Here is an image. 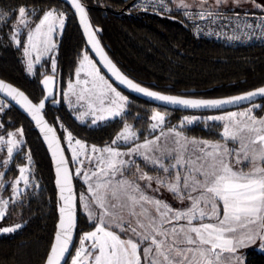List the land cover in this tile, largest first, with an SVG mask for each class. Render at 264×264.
<instances>
[{
    "label": "snow or ice",
    "instance_id": "1",
    "mask_svg": "<svg viewBox=\"0 0 264 264\" xmlns=\"http://www.w3.org/2000/svg\"><path fill=\"white\" fill-rule=\"evenodd\" d=\"M172 2L184 10L183 15L189 20L216 24L224 19L234 24L229 40H240L241 36L246 40L264 39V15L255 16L253 23L247 11L244 16L235 12L234 19L223 11L229 3L233 10L250 3L264 12V3L257 0ZM64 3H70L75 10L87 43L119 84L164 105L186 109H224L242 103L248 106L203 118L184 116L175 125L167 121L170 114L167 109H153L148 135L142 142H138L141 133L125 120L111 142L101 147L76 139L63 124L60 128L67 135L58 137L56 129L45 121L42 111L45 100L53 95L54 75H44L42 84L47 95L36 103L23 91L0 80V92L35 121L55 163L59 218L43 264H244L242 249L256 245L264 250V115L256 114L257 110L264 112V105L255 102L257 98L264 99V86L221 99L185 98L142 87L123 75L105 54L86 5L81 0ZM149 5L154 11L157 6L171 11L165 0H141L134 7L147 10ZM65 23L66 11L62 6L27 3L0 6V30L7 27L9 39L23 49L29 74L34 73V63L57 48L53 37L62 34ZM200 31L202 28L197 26V32ZM217 35L227 34L221 31ZM51 68L56 73L54 57ZM82 73L85 78H81ZM74 75L75 82L69 80L63 96L73 111L83 109L78 111V120L83 123L86 117H91V124L97 125L123 117L128 97L100 73L87 50L82 52ZM6 106V101L0 99V112ZM200 122L210 133L219 129L215 133L217 138L186 134L188 126ZM0 129H4L2 123ZM23 136L22 127L0 135V150L6 148L7 154L2 161L5 169L14 153L24 155L27 160V164L17 166L19 175L11 181V195L8 198L0 195V234L14 233L24 226L19 222L3 226V222L13 214L21 215L16 207L23 206L21 197L25 189L39 187L31 175V153H21L25 145ZM61 138L71 150L72 163L79 165L75 176L82 177L86 185L78 196ZM4 176L5 172L0 171V191L8 183ZM162 192L169 194L176 206L156 195ZM78 204L92 230L82 233L74 245Z\"/></svg>",
    "mask_w": 264,
    "mask_h": 264
},
{
    "label": "trees",
    "instance_id": "2",
    "mask_svg": "<svg viewBox=\"0 0 264 264\" xmlns=\"http://www.w3.org/2000/svg\"><path fill=\"white\" fill-rule=\"evenodd\" d=\"M88 9L94 26L102 28L100 39L112 59L130 77L156 90L197 97H221L245 92L264 84V42L249 45H228L199 37L193 33L194 21L183 15V10L173 8L153 10L137 8L139 0H82ZM27 3L43 6H57L66 11L65 28L57 38L56 73L47 63L45 69L39 66L33 74L26 71L23 49L17 48L8 37L9 29L0 30V78L12 82L38 102L44 96L41 79L53 73L61 79V101L58 107L47 105L45 115L60 136V124L72 134L90 144L104 145L111 142L122 129L125 120L147 132L149 117L153 109H167L168 121L178 122L186 114H209L212 112H187L156 105L122 89L130 97L127 113L123 118L92 126L80 122L66 105L63 92L68 80L74 74L83 51L87 48L76 15L63 0H0V6ZM126 7L125 10H123ZM24 40L25 37L21 36ZM91 54V53H90ZM92 56V55H91ZM93 57V56H92ZM94 58V57H93ZM102 70V69H101ZM103 71V70H102ZM193 93H190V91ZM9 103V102H8ZM264 105V99L260 101ZM264 115L257 110L256 113ZM0 122L5 131L24 129L21 153L30 152L32 173L36 184L26 190L21 200L22 207H16L20 216L12 215L5 222H20L24 226L10 234H0V264H43L53 240L58 221V195L55 174L48 151L33 123L17 107L9 104L0 112ZM188 134L216 139L214 129L210 133L202 124L188 127ZM74 173L77 195L84 183L75 176L70 152L61 138ZM6 173L11 178L18 175V165L26 164L24 155L17 154ZM3 223V224H4ZM92 230L78 204V228L75 244L80 235ZM75 248H73V253ZM245 264H264V252L256 247L245 250Z\"/></svg>",
    "mask_w": 264,
    "mask_h": 264
},
{
    "label": "water",
    "instance_id": "3",
    "mask_svg": "<svg viewBox=\"0 0 264 264\" xmlns=\"http://www.w3.org/2000/svg\"><path fill=\"white\" fill-rule=\"evenodd\" d=\"M63 1H64V0H63ZM81 2L84 3L82 0H81ZM67 4L71 7L70 3H67ZM84 4H85V3H84ZM85 5H86V4H85ZM71 9L73 10V12H74V14H75V10H74L72 7H71ZM125 9H126V7H125L123 10H125ZM86 11L88 12L87 6H86ZM88 14H89V13H88ZM75 15H76V14H75ZM76 18H77V21H78V24H79L78 15H76ZM89 20H90V23H91L92 26H93V29H94V30H97V29H98V31L96 32L97 39L100 41V45H101V47L104 49V52H105V54L108 56V58H109V59H110L115 65H116V67L119 69V71H120L123 75H125V76H127L129 79L133 80V82L140 84L142 87H146V88H148V89H150V90H152V91H157V92H160V93H162V94H166V95H176V96H183V97H185V98H194V99H221V98H228V97H231V96H234V95H240V94H243V93L247 92V91H245V92H241V93H237V94H233V95L221 96V97H197V96H191V95L166 93V92H162V91L156 90V89H154V88H151V87H149V86H146V85H144V84H142V83L136 81L135 79H133V78L130 77L129 75H127V74H126V73H125V72H124V71L118 66V64L112 59V57L110 56L109 52L107 51L106 47L104 46V44L102 43V41H101V39H100V35L102 34V28L99 27V26H94L93 23H92V21H91L90 16H89ZM79 27H80L81 32H82V34H83V37H84V39H85V42H86L87 48L89 49L91 55L94 57V59L96 60V62H97L98 65L100 66V68H101V69L103 70V72L106 74V76H107V77L110 79V81H111L112 83H114L118 88H120V89H122V90H124V91H126V92H128V93H130V94L136 95V96H138V97H140V98H142V99H144V100H147V101H149V102H151V103H154V104H156V105H159V106H163V107L170 108V109H175V110L187 111V112H219V111L221 112V111L232 110V109H237V108H241V107H244V106H248L247 103H242L239 107H237L236 105H227V106L224 107V109H186V108H182L181 106L164 105L163 102L155 101V100H153L152 98H149V97L144 96L143 94L136 93V92H134V91L128 89L126 86L119 84V82H117V81L115 80V78L111 76V74L108 72L107 68H106V67L104 66V64L100 61L99 56L96 55V53H95L94 50H92L91 45H89V44L87 43V37H86V35L84 34V32H83V28H82V26H81L80 24H79ZM46 75H54L55 83H54V85H53V95H52V96H49V97L47 98V100H45V108H44L43 111H42V115L44 116V119H45V121L49 124V126L55 128V127L49 122V120L47 119V117H46V115H45V110H46V107H47L48 104H50L51 106H54V107H58V106L60 105V101H61V79H60L59 76H57V75H55V74H52V73H51V74H46ZM43 78H44V77H43ZM43 78L41 79V82H40V83H41V87H42V89H43V91H44V96L42 97V99L47 95V92L44 90V88H43V84H42V80H43ZM0 80H3L5 83L11 84L13 87H16V88L19 89L20 91H23V92L25 93V95L28 96V98H29L30 100H32V99L30 98V96H29L24 90H22L20 87L16 86V85L13 84L12 82H9V81H7V80H5V79H3V78H0ZM261 86H264V84L261 85ZM258 87H260V86H258ZM256 88H257V87H256ZM254 89H255V88H253V89H251V90H254ZM251 90H248V91H251ZM190 93H193V91L191 90ZM0 97L3 98L5 101L9 102V104H11V105L17 107V108H18L23 114H25V115L28 117V119L33 123L34 127H35L36 130L38 131V133H39V135H40V137H41V139H42V141H43V143H44V145H45V147H46V149H47V151H48V154H49V156H50V158H51V162H52V166H53V171H54V174H55V163H54V160H53V158H52L51 152H50V150L48 149L47 142H46V141L44 140V138H43V133L40 132V129H39V127L36 125L35 121L32 120L31 116H30L27 112H25V111L23 110V108H21L18 104H16L15 101H12L10 97H7V96H6L4 93H2V92H0ZM54 100L57 101V102L54 103V102H53ZM261 100H263V99H261V98H257L255 102H259V101H261ZM32 101H33V100H32ZM33 102L36 103L35 101H33ZM55 129H56V128H55ZM56 132H57V136H58V137H61L57 130H56ZM61 147L64 148V150H65V151H64V154H65L66 159L68 160V166H69L70 173L73 174V187H74V191L76 192V185H75L74 173H73V170H72V166H71V163H70V160H69L68 154H67L66 149H65V147H64V145H63L62 139H61ZM55 179H56V175H55ZM55 179H54V182H55ZM55 187H56L57 195L59 196V192H58V188H57L56 184H55ZM76 194H77V192H76ZM77 196H78V195H77ZM58 218H59V214H58ZM57 223H58V221H57ZM57 223H56V225H57ZM77 228H78V209H77ZM77 228H76L75 233H74V245H75L76 238H77ZM55 231H56V229H55ZM54 234H55V232H54ZM53 240H54V236H53ZM53 240H52V242H53ZM73 248H74V247H73ZM73 248L71 249V251H73Z\"/></svg>",
    "mask_w": 264,
    "mask_h": 264
},
{
    "label": "rangeland",
    "instance_id": "4",
    "mask_svg": "<svg viewBox=\"0 0 264 264\" xmlns=\"http://www.w3.org/2000/svg\"><path fill=\"white\" fill-rule=\"evenodd\" d=\"M168 1H170V0H168ZM172 1V0H171ZM257 3H264V0H257ZM231 3H229V5H230ZM228 5V6H229ZM228 6H224L223 7V10H233L232 9V7H228ZM172 7L173 8H177L176 6H175V4L172 2ZM178 9V8H177ZM180 10H183V9H180ZM193 10H195V9H192V11ZM234 10H240V11H242V12H261L260 10H258V9H256V8H254L250 3L249 4H245V6H243V7H241V8H235ZM184 11V10H183ZM67 17V16H66ZM61 34H59V35H54V40H55V42L57 43V38H58V36H60ZM21 36H24L25 37V39H26V36H25V34H24V32H22L21 33ZM58 45V44H57ZM89 53V52H88ZM56 55H57V48L53 51V52H51V53H48L47 55H44V56H42L41 57V59H40V62L39 63H34V71L40 66L41 68H42V72H43V69H45V67H46V65H47V63L48 62H50V65H49V67H50V69H52L51 68V60H52V58L54 57L55 58V60H56ZM89 56H90V58L93 60V62L96 64V66H97V68L100 70V73L102 74V75H104L105 76V78L109 81V83H112L111 81H110V79L106 76V74L101 70V68H100V66L98 65V63L96 62V60L91 56V54L89 53ZM80 58H82V54H81V57ZM33 60H34V62H35V53H33ZM24 61H25V57H24ZM26 64V63H25ZM78 64H79V62H78ZM78 66V65H77ZM74 72H75V70H74ZM49 74H51V73H49ZM53 74V73H52ZM81 78H85L84 77V75H83V73L81 74ZM69 80H72V82H75V75L73 74V76H71V79H69ZM69 80H68V82H69ZM113 84V86L114 87H116L117 88V90L118 91H120L123 95H125V96H127L128 97V100H129V103H130V97L126 94V93H124L122 90H120L114 83H112ZM67 85H68V83H67ZM65 91H67V86H66V89H65ZM64 91V92H65ZM0 99H3V98H1L0 97ZM63 99H64V96H63ZM4 100V99H3ZM73 100H74V98H73ZM64 101H65V103H66V105L70 108V106H69V104H68V102L64 99ZM6 103H7V106L6 107H8L9 106V103L6 101ZM129 103H128V105L126 106V110H125V113H124V115L127 113V109H128V106H129ZM256 103H259V104H261L260 103V101L259 102H256ZM245 107H247V106H244V107H242V108H239V110H235V111H240V110H243V108H245ZM71 109V108H70ZM72 110V109H71ZM83 109H77V111H73L74 112V114H75V116L77 117V114H78V111H82ZM157 110H160V111H164V110H162V109H157ZM230 111V110H229ZM233 111V110H232ZM152 112V111H151ZM221 114H223V112H212V113H209V114H186V115H183V116H181V118L178 120V122H173V123H171V124H173V125H175V124H178L179 123V121L182 119V117H184V116H200L201 118H203V117H207V116H210V115H221ZM124 115H123V117H124ZM170 115V114H169ZM169 115L167 116V121H168V117H169ZM123 117H116V118H113V119H120V118H123ZM113 119H111V120H113ZM111 120H108V121H103V122H98V124L97 125H99V124H104V123H107V122H109V121H111ZM80 121V120H79ZM81 122V121H80ZM169 122H171V120L169 121ZM83 123H88V124H90V125H92L91 124V117H86L85 118V121L83 122ZM127 123H129V122H127ZM149 123H151V121L149 122ZM211 123H213V122H211V121H209V124H211ZM129 124H131L132 126H133V128L134 129H136L135 127H134V125L132 124V123H129ZM196 124H202L203 126H205L202 122H200V123H196ZM196 124H193V125H196ZM193 125H191V126H193ZM92 126H95V125H92ZM191 126H188V127H191ZM121 130V129H120ZM119 130V131H120ZM138 130V129H137ZM118 131V132H119ZM139 131V133H140V130H138ZM145 131H147V130H145ZM117 132V133H118ZM116 133V134H117ZM189 132L186 130V134L188 135V136H190V137H198V136H194V135H190V134H188ZM115 134V135H116ZM142 134H144V135H140L139 136V141L138 142H142L143 141V139H144V136L145 135H148V132H143ZM158 134V133H157ZM66 135H67V132L65 133V137H66ZM74 136V135H73ZM75 137V136H74ZM115 137V136H114ZM76 139H80V138H77V137H75ZM204 139H206V138H204ZM80 140H82V139H80ZM83 142H85L87 145H95V144H90V143H88V142H86V141H84V140H82ZM65 144H66V146H67V142H66V140H65ZM97 146H103V145H97ZM67 148H68V146H67ZM21 150H22V148H21ZM68 150H69V152H70V155H71V150L68 148ZM122 150H126V149H122ZM6 148H4V149H2V150H0V171H4L5 172V176H4V180L5 181H8V183H5V185H4V189L2 190V191H0V195H2L4 198H8L10 195H11V181L15 178V177H17L18 175H19V173H18V175L17 176H13V177H11V178H7L6 177V173L8 172V170H9V168H10V166H11V164H12V162L10 161V163H9V165H8V168L7 169H5L4 167H3V164H2V161H3V159H5L6 158ZM15 155H17V153H14V155H13V157L15 156ZM138 162L139 163H141V166L143 167V164H142V162L141 161H139V159H138ZM27 164V163H26ZM74 165V171H75V169L79 166V165H77V164H73ZM145 171H149V169L148 168H145L144 169ZM149 173H151L150 171H149ZM152 174H154V173H152ZM80 179H81V181L83 182V179H82V177H79ZM21 187H23V185H21ZM86 189V185H84V188H83V190H85ZM26 190L27 189H25V191H24V193H22V197H21V200L23 199V195L26 193ZM82 190V191H83ZM166 192H162V194H165ZM158 197H159V195H157ZM10 207H13V206H10ZM15 215V214H14ZM4 223V222H3ZM14 223H18V222H16V221H12V222H5L4 224H3V226H7V225H11V224H14ZM20 223V222H19ZM87 231H91V230H87ZM87 231H85V232H87ZM84 233V232H83ZM250 247H256L258 250H260L259 248H258V246H256V245H253V246H250ZM249 248V247H248ZM247 248H245L244 249V254H245V250H246ZM242 251V250H241ZM260 251H262V252H264V250H260ZM242 254V253H241Z\"/></svg>",
    "mask_w": 264,
    "mask_h": 264
},
{
    "label": "built area",
    "instance_id": "5",
    "mask_svg": "<svg viewBox=\"0 0 264 264\" xmlns=\"http://www.w3.org/2000/svg\"><path fill=\"white\" fill-rule=\"evenodd\" d=\"M141 0H139L137 3H140ZM165 3L167 4L168 8L170 9L169 1L165 0ZM149 7H152L149 5ZM158 9H163L157 6ZM195 11V10H193ZM226 16L234 17L235 12H239L241 16L245 15V12H242L240 10H223ZM250 17V22H255L254 17L255 16H261L264 15V12H247ZM193 33L199 37L207 38L210 40L222 42L224 44L228 45H249V44H256V43H262L264 42V39L257 40L255 38L246 40L245 37L241 36L240 40H229L228 37L233 34V28L235 27L234 24H230L227 20L221 19L218 20L216 24H211L208 21H203L196 19L193 23ZM221 25H224L223 28H221ZM197 26H200L202 28V31L197 32ZM209 31L212 32V34H208ZM223 31L227 35H217V33H220Z\"/></svg>",
    "mask_w": 264,
    "mask_h": 264
},
{
    "label": "crops",
    "instance_id": "6",
    "mask_svg": "<svg viewBox=\"0 0 264 264\" xmlns=\"http://www.w3.org/2000/svg\"><path fill=\"white\" fill-rule=\"evenodd\" d=\"M242 108V107H241ZM233 111H235L236 109H232ZM230 110V111H232ZM237 110H239V108H237ZM226 111H229V110H226ZM224 113V111H221ZM1 123V122H0ZM149 174H152V173H149ZM156 195H159L160 198L162 199H166L168 200L169 202L173 203L174 206H176L175 204V201H172V198L169 194L165 193V194H162V193H156ZM242 255L244 256V264H245V254H244V249H242L241 251Z\"/></svg>",
    "mask_w": 264,
    "mask_h": 264
},
{
    "label": "flooded vegetation",
    "instance_id": "7",
    "mask_svg": "<svg viewBox=\"0 0 264 264\" xmlns=\"http://www.w3.org/2000/svg\"><path fill=\"white\" fill-rule=\"evenodd\" d=\"M210 2H211V0H210ZM226 6H228V5H226ZM243 6H245V5H243ZM228 7H231V4H230ZM55 75H56V74H55Z\"/></svg>",
    "mask_w": 264,
    "mask_h": 264
}]
</instances>
